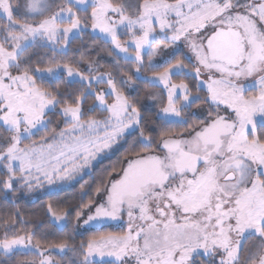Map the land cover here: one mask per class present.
<instances>
[{
    "label": "snow or ice",
    "instance_id": "obj_1",
    "mask_svg": "<svg viewBox=\"0 0 264 264\" xmlns=\"http://www.w3.org/2000/svg\"><path fill=\"white\" fill-rule=\"evenodd\" d=\"M88 30L110 66L70 55ZM137 80L163 90L155 118ZM121 148L74 218L125 230L57 241L16 210L0 264H264V0H0V192L79 182ZM45 215L64 233L73 212Z\"/></svg>",
    "mask_w": 264,
    "mask_h": 264
},
{
    "label": "trees",
    "instance_id": "obj_2",
    "mask_svg": "<svg viewBox=\"0 0 264 264\" xmlns=\"http://www.w3.org/2000/svg\"><path fill=\"white\" fill-rule=\"evenodd\" d=\"M93 42V34L91 31H86L82 37L75 40L72 44V52L70 55L75 58L79 59L81 55L85 56L87 59L88 55L96 56L98 52H94V48L97 45L103 44L100 39L95 40V44L93 47L89 48L87 45L92 44ZM104 60L106 58H101ZM109 60H104V62ZM177 82H179V78L174 77ZM185 79L186 82L189 83L190 87L195 84V80L187 77H182ZM137 83V91L135 92L133 97L139 98L141 104L144 106V103L147 99L146 96V89L147 90H156L160 89V87L153 88L150 84L141 83L139 80L136 81ZM79 87V85H76ZM192 91L195 94L196 88L192 87ZM202 94V93H201ZM91 103V100L89 101ZM145 107V106H144ZM149 116L155 118V113L157 112L156 109L148 108ZM195 110V109H194ZM173 127H176L173 125ZM155 134V133H154ZM126 149L121 148L118 151H115L110 155V159L106 158L101 163H99L93 171L85 174L79 182L68 183L64 187H61L58 190L50 191V190H36L32 193H18L15 196L8 195L7 197L3 192H0V215H5L8 213H14L16 210L22 214V217L27 220H33L37 223H43L44 228L41 231H46L49 233H55V235H50L49 239L59 241L63 235L72 232L75 235L76 242L78 243L81 240H87L91 236L99 235L104 232H118L123 231L125 229H97V230H90L82 235L77 234V228L75 227V211L78 210V206L82 205L83 203H87L89 199L93 198L94 188L99 181L100 176L103 174V171L107 169L110 165L115 164L119 159H121L125 155ZM85 184L91 188L89 195L84 196L81 193L80 186ZM89 187L85 188V191H89ZM53 204L54 206H60L68 208L70 211L73 212L72 217L69 219L68 226L65 228L64 233L59 232L51 223L48 216L45 215L46 212V205ZM86 209H84L85 211ZM59 223V222H58Z\"/></svg>",
    "mask_w": 264,
    "mask_h": 264
},
{
    "label": "rangeland",
    "instance_id": "obj_3",
    "mask_svg": "<svg viewBox=\"0 0 264 264\" xmlns=\"http://www.w3.org/2000/svg\"><path fill=\"white\" fill-rule=\"evenodd\" d=\"M89 31H91V30H89ZM122 39H126V37L122 38ZM110 47H111L110 45H104V44L97 45L93 49L95 53L98 52L97 57L95 55L92 56V54H91V55H88L87 58L90 56L92 59L98 60L101 65L110 66L111 63H112L113 57H109L107 55V52L105 51V48H110ZM100 57L103 58V59L106 58L104 60H109V61L104 62V60L100 59ZM154 63H156L157 65L162 67L163 66V59L160 58V57H157L156 60L154 61ZM82 68H86V64L83 65ZM101 70L103 71L104 68H102ZM137 89H138V87H137V83H136L135 85H132L129 88L125 89V92L130 94L131 96H134V94L137 91ZM153 91H155L158 94H160L163 90L160 87V89H156V90H153ZM144 106L148 107V108L156 109L158 111L159 108H160V103L157 100H152V99L147 97V99H146V101L144 103ZM67 184H63V185H59V186H55V187L45 186V187H43L41 189H38V190L55 191V190L60 189L61 187H64ZM97 199H98V197H97ZM86 211H87V209L85 210V212ZM126 222H127V218L125 217L123 222L105 221L102 224L93 223V224L88 225V226H83L82 225L81 227L77 228V234L78 235H82L83 233H86L87 231L97 230V229H108V228H111V229H120V228L125 229L124 225H126ZM69 256H70V254H69Z\"/></svg>",
    "mask_w": 264,
    "mask_h": 264
}]
</instances>
